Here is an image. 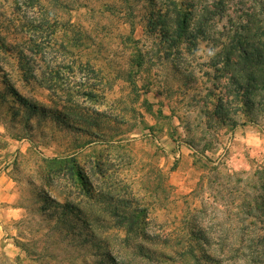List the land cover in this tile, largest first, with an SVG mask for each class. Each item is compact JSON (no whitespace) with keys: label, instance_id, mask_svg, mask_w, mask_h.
<instances>
[{"label":"rangeland","instance_id":"374dc122","mask_svg":"<svg viewBox=\"0 0 264 264\" xmlns=\"http://www.w3.org/2000/svg\"><path fill=\"white\" fill-rule=\"evenodd\" d=\"M154 10L0 0V264H252L264 248V114L219 110L210 47L148 34Z\"/></svg>","mask_w":264,"mask_h":264},{"label":"trees","instance_id":"16d2710c","mask_svg":"<svg viewBox=\"0 0 264 264\" xmlns=\"http://www.w3.org/2000/svg\"><path fill=\"white\" fill-rule=\"evenodd\" d=\"M35 1L38 0H31V2ZM117 1L129 7L143 1L151 11L155 9L154 12L148 13L145 24L147 33L159 37L165 43L171 42L172 47L183 45L194 50L201 43L208 44L211 51L208 66L218 74L219 78L225 80L223 89L226 99H217L220 104L219 110L222 111L224 103L230 101L231 104L239 105L240 111L246 115L254 111L264 114V0ZM102 5L111 6L107 2ZM11 94L17 97L19 105L28 113L35 116L40 113L41 116L61 120L67 123L68 127H72L70 122L62 118L61 112L42 110L17 96L14 89L11 90ZM85 121L94 131L99 130L97 121L90 118H85ZM231 123L234 128L235 122ZM78 129L82 130V128ZM53 203L63 213L73 214L81 219L74 206L60 205L55 201ZM114 214L118 217L116 212ZM189 234V237L197 236L201 242L208 241V237L202 232L192 231ZM257 245L255 243V247L249 249L252 254V264H264V248ZM192 251L189 244V255L195 258V253Z\"/></svg>","mask_w":264,"mask_h":264},{"label":"crops","instance_id":"0c3cea01","mask_svg":"<svg viewBox=\"0 0 264 264\" xmlns=\"http://www.w3.org/2000/svg\"><path fill=\"white\" fill-rule=\"evenodd\" d=\"M8 199V198H7ZM5 201H7V200H5Z\"/></svg>","mask_w":264,"mask_h":264}]
</instances>
